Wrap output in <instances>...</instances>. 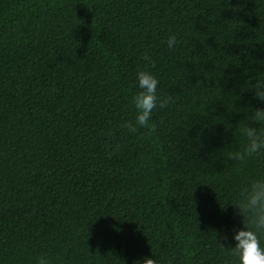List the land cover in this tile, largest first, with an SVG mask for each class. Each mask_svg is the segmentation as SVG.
<instances>
[{"label":"trees","instance_id":"1","mask_svg":"<svg viewBox=\"0 0 264 264\" xmlns=\"http://www.w3.org/2000/svg\"><path fill=\"white\" fill-rule=\"evenodd\" d=\"M138 69L171 99L129 133ZM257 78L264 0H0V264H228Z\"/></svg>","mask_w":264,"mask_h":264},{"label":"clouds","instance_id":"2","mask_svg":"<svg viewBox=\"0 0 264 264\" xmlns=\"http://www.w3.org/2000/svg\"><path fill=\"white\" fill-rule=\"evenodd\" d=\"M179 43L176 34L167 38V48L174 49ZM148 60L149 57L145 56ZM154 63V61H153ZM159 80L148 69H138L135 73V91L131 96V102L135 108L133 120H126L121 127L129 133H137L140 129L151 130L155 127L152 122L154 110L164 108L170 97L161 98L158 94ZM251 98L260 107L253 110L252 117L256 123L264 121V79L257 78L249 87ZM246 142L242 150L234 152L233 158L245 160L264 152V131H258L257 127L245 125L241 129ZM233 215L240 219L238 225L224 232L223 239L229 246L220 243L222 248H227L230 259L228 264H264V174L251 179L240 191L239 198L231 202ZM139 264H157L155 257L144 256ZM35 264H53L52 258L47 254H41L36 258Z\"/></svg>","mask_w":264,"mask_h":264}]
</instances>
